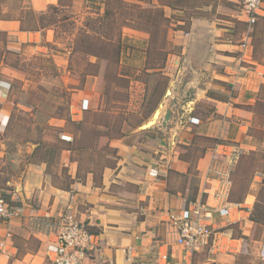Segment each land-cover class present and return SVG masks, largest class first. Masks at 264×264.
Segmentation results:
<instances>
[{"label": "crops", "instance_id": "1", "mask_svg": "<svg viewBox=\"0 0 264 264\" xmlns=\"http://www.w3.org/2000/svg\"><path fill=\"white\" fill-rule=\"evenodd\" d=\"M151 1L159 4L160 0ZM228 1L231 6H225L224 11L229 15L234 12L232 4L235 8L238 5L235 0ZM30 3L33 11L43 14L49 7L59 5V0H30ZM159 6L167 18L176 13H187V7L181 8L175 2L173 6ZM201 10L189 13L187 20L184 17L178 19V23L185 24L190 29L188 59L191 71H179L175 76L177 79L170 83L174 85L175 91L167 100L157 104L158 108L163 105L162 113L172 112L167 127L162 125V116L146 129H141L140 126L137 138L130 137L127 141L126 138L112 140L107 137L111 140L109 146L115 150L114 161L105 164L102 169H96L94 164H90L89 169L82 171L81 161L73 157L74 149L66 144L70 142L57 138L59 145L51 149L54 157L48 155L29 162L16 177H5L2 166L9 161L16 165L20 163L12 159L7 150L5 133L9 130L14 104L13 77L12 69L2 66L0 163L3 165L0 166V175L5 184L0 190L19 209L20 214L10 222L0 219V264H50L57 248L54 226L50 221L55 225L60 215L67 211L74 212L85 221L90 230L102 240L101 253L94 252L85 264H209L210 260H216L218 264H235L236 253L244 246L245 241L234 238L228 232H221L219 227L226 223L238 225L241 222V225L245 224L242 231L247 236L254 223L249 219V212L239 210L235 202L229 200L234 179L228 185L221 177L217 179L213 173H209L213 163L222 166L223 162L228 164V160L220 153L219 146L222 144H216L207 138L228 141L233 137L230 132L234 128L237 130V138L233 140L242 150L241 146L245 143L240 140V132L246 130L244 123L248 122L243 120L239 126V121L243 117L252 118L254 112L238 104H248L250 100H255L254 97L264 83V65L253 59L252 44L248 49H242L240 44L229 40V29L215 25L216 21L223 20L224 24H232V21L213 16L212 6L206 5ZM238 10V20L246 23L240 8ZM263 17L264 9L259 19ZM213 28L217 29L214 33L211 30ZM0 32L13 34V45L29 42L36 48H42L44 52L47 49L43 41L57 44L54 29L39 25L34 29L23 30L20 19L0 17ZM235 53L239 56H235ZM225 57L234 58L237 62L240 59L247 60L252 64L249 65L251 70L244 68L243 73L248 72L245 79L241 77L235 81L233 77L215 71L210 66L211 60ZM199 60L203 62L200 64L197 62ZM169 72L164 74L171 76ZM211 78H216L221 83L213 84ZM178 81L184 83L181 95L176 93ZM222 82H227L228 88ZM234 82H238L236 86L241 91L237 97L234 93L230 94ZM78 94L80 102L76 108L72 107V118L76 121L82 120L94 105L93 99L86 92ZM146 94L145 87L139 94L140 106L146 99ZM84 101L88 102V110L80 113ZM203 102L213 106V114L204 115L201 107ZM56 120L54 126L61 128L63 121ZM47 124H51L50 120ZM29 145V154H33L40 142L32 141ZM82 149L93 152L92 149ZM242 154L246 155L244 152ZM241 155L235 162V173ZM251 198L248 211L252 210L256 201L254 196ZM196 201H202L212 209L214 235L207 246L190 251L177 243L173 218ZM7 231L12 233L11 238L6 237ZM31 240L36 241L35 248L29 243ZM224 240L227 243L223 244ZM21 241H25L24 248H21ZM234 242L240 245L238 250L232 248L237 245ZM263 244L261 242L260 250ZM129 247L132 248L130 255L125 253ZM127 255L130 259H127Z\"/></svg>", "mask_w": 264, "mask_h": 264}, {"label": "rangeland", "instance_id": "2", "mask_svg": "<svg viewBox=\"0 0 264 264\" xmlns=\"http://www.w3.org/2000/svg\"><path fill=\"white\" fill-rule=\"evenodd\" d=\"M123 1L128 4H126L123 13L120 14L118 11V14L114 15L117 21L113 24V29H110L109 38L116 37L120 30L117 27L123 20L131 21L133 25L121 28L122 38L127 49L118 64L111 59H103V55L88 56L80 50L85 42L100 44L103 32H101V23L97 21V18L98 12L103 11L104 4L101 2L104 0H59V5L49 7L43 14L33 11L30 0H0V17L20 19L29 29L45 25L44 28L54 29L57 37L55 45L43 41L47 49L44 52L42 48H36L29 42L13 45L15 36L0 32V70L2 66L12 69L11 76L13 77L12 100L14 104L9 130L5 133V137H7L8 155L11 154V158L20 163L16 165L9 161L4 166L0 163L5 177H16L29 162L40 160L48 155L54 157L51 149L59 145L57 138L63 141L61 138L63 133L73 135L74 140L70 142L71 144L65 143L69 148L74 149L73 157L75 160L81 161L82 171L89 169L90 164H94L96 169H102L105 164L114 161L115 150L109 146L111 140L98 136L93 130L96 128L112 129L114 131L110 138L112 140H114L113 138H126L128 141L130 137L131 139L137 138L139 136L137 132L141 130L140 126L152 118L158 102L167 100L170 94L175 91L174 85L170 83L173 79H177L175 78L176 74L181 70L191 71V62L188 59L191 34H189V26L178 23V19L181 17L187 20L189 13L201 12V9H205L206 5H209L213 8V16L232 21V24H224L223 20L215 22L217 27L229 29L230 41L239 45L248 36V25L238 20L239 7L235 8L232 4L234 12L229 15L225 12L226 10L224 11L225 6H231L228 0H179L172 1V4L175 2L182 6L181 8L187 7V13L173 14L168 20H161L158 15L164 29L161 27L160 33L152 37L154 41L151 44L147 26L141 24L144 22L138 20L139 16L144 8H162L159 4L162 5L168 0H160L159 4H155L151 0ZM118 5L112 3L110 6L118 7ZM253 29L254 33L251 34L253 59L264 65V17L259 19ZM211 30L214 33L217 29ZM199 32L201 34L202 29ZM147 47L152 48L151 55L148 54ZM234 55L239 56L237 53ZM165 56L167 57L164 60ZM154 59H159L157 67L160 68L147 69L153 65ZM197 62L201 64L203 61ZM236 62L234 58L225 57L216 61L211 60L210 66L214 67L215 71L233 77L235 81L240 80L241 77L245 79L244 76L248 72L245 74L243 72L245 69L251 68L249 65L252 64L242 59ZM233 67L234 71H232ZM120 71L129 75L130 87L120 86L113 79L112 74ZM168 71L171 76L164 74ZM211 80L216 85L221 83L216 78H211ZM183 81L181 83L178 81L177 95H181ZM222 84L228 88L227 82H222ZM237 84L238 82L232 83L233 89H228L230 94L234 93L236 97L241 94ZM145 87L147 88V97L140 106L139 94ZM79 92H86L94 103L80 120L85 122L82 127H78V121L72 118V107L76 108L75 106L81 99ZM257 94H260V90ZM256 98L254 97L255 100L253 102L250 100L248 104H238L254 112L252 118H240L239 126L243 120L248 122L244 123L246 130L240 132V140L245 143L241 147L246 153V157L250 155L251 151H257L259 154L256 155L257 160L254 162L253 168L250 167L248 172L243 174L240 169L231 175V179H234V187L228 196L230 200H237L239 197L242 201L245 199L243 203L233 202L239 210L249 212V216L248 206L252 203V196L255 201L262 180V176H260L262 165L264 166V159H262L264 153V109L256 107L255 110ZM201 107H203L204 115L213 114L211 104L203 102ZM56 119L63 121L64 125L61 128L54 126L53 123L57 121ZM49 120L51 124H47ZM105 123H107L108 129L104 125ZM230 135L233 137L228 141L234 143L233 139L237 138V130L233 128ZM32 141L40 142V146L33 154H29V144ZM96 143L99 146L93 148V152L81 148L83 145H95ZM235 165H232L231 168L233 169ZM222 166L230 168V165L225 162ZM2 177L0 175V187H4L5 184ZM251 225V233L247 236L243 234L242 226L245 224L241 225V222L238 225L226 223L219 227L221 232H228L234 238L245 241L242 248L237 242H234L237 244L236 246H231L237 250L240 248L236 253L235 264H264V257L260 255L261 242H264V225L255 223ZM29 243L33 248L36 247L35 240H31ZM224 243H227V240H224ZM228 243L231 245L230 241ZM24 247L25 241H21V248ZM217 262L210 260L209 264H218Z\"/></svg>", "mask_w": 264, "mask_h": 264}, {"label": "built area", "instance_id": "3", "mask_svg": "<svg viewBox=\"0 0 264 264\" xmlns=\"http://www.w3.org/2000/svg\"><path fill=\"white\" fill-rule=\"evenodd\" d=\"M235 2L245 16V21L249 27L247 30L248 36L240 43L241 48L246 50L251 44L253 27L264 9V0H235ZM244 56L243 53L242 58ZM236 73L239 74V72ZM86 110H88V102L84 101L79 112L82 113ZM61 138L67 142L74 140L73 135L66 133H63ZM219 147H221L222 157L228 160L230 168L220 166L215 162L211 165L209 173H213L217 179L221 177L224 182L231 185L233 170L231 166L235 164L243 151L236 144H222ZM19 214V209L14 207L0 190V219L4 222H10ZM173 221L177 243L187 247L190 251L207 246L214 235L213 211L202 201L192 203L189 208L182 210L179 215L175 216ZM50 222L54 226L57 242V248L50 259V264H85L94 252L101 253L102 240L99 235L91 231L88 224L78 218L74 212H64L56 220L55 225L52 224V221ZM6 237L11 238L12 233L7 231ZM131 251L132 248L129 247L125 250V253L130 255ZM260 255L264 257V244L261 247ZM127 259H130L128 255Z\"/></svg>", "mask_w": 264, "mask_h": 264}, {"label": "trees", "instance_id": "4", "mask_svg": "<svg viewBox=\"0 0 264 264\" xmlns=\"http://www.w3.org/2000/svg\"><path fill=\"white\" fill-rule=\"evenodd\" d=\"M112 1H114V2H112ZM172 1L173 0H168L167 2H165L163 4L173 6ZM124 2L125 1H123V0H109V1L104 0V2H101L104 4V8H103L102 12H98L99 16L97 18V21L101 23L100 28H102L101 32H103L102 39L100 41V44H95L93 42L92 43L85 42L83 44V48L80 49L82 52H84L88 56L99 57V56L103 55V59H107V60L111 59L113 62H118V64L121 62L123 55L125 54L126 49H127V46L124 44V41L122 38V29L121 28L124 26H128V25L130 26L133 24L131 23V21L123 20L121 25H119V27H117L120 30H118V33L116 34L115 38L114 37L109 38V35H110L109 32H110V29L111 30L113 29V24L117 21V19L114 18V15H117L118 11L121 14L125 10L124 8L126 7V4H128V3H126V2L124 3ZM112 3H113V5H115V4L116 5L119 4V5H118V7H115V6L112 7V6H110ZM124 4H125V6H124ZM114 9H115V11H114ZM158 15L160 16L161 20H168V18L165 16L164 10L162 8H156V9L144 8L141 16H139V19H138L141 22H144L141 24L147 26L146 28L148 30V33L151 36V40H149L151 44H153V41H154V38H152V37H154L160 33V30H161V27L163 24L162 22L159 21V18L157 17ZM42 27L44 28L45 25ZM162 28L164 29V27H162ZM22 29L23 30H30L29 28L24 26L23 22H22ZM147 50H148V54L151 55L152 54V48L147 47ZM166 57L167 56H165L163 59L165 60ZM152 62H153L152 63L153 65L151 67H148L147 69L160 68V67H157V65H159V59H154ZM112 76H113V79L115 81H117L118 82L117 84H119L120 86L123 85L125 88L130 87L129 83L131 80L129 78V75L127 73H125L124 71L115 72L112 74ZM128 97L130 98L129 94H128ZM256 97L257 98H256V102H255V110H256V107H259V109H264V84L261 85L260 94H257ZM263 117H264V114H263ZM84 123H85L84 121H80V122L78 121L77 126L82 127ZM106 124L107 123H105L104 125L108 129V126ZM93 131L98 136L108 137V138H111L112 134H114V131H112V129H110V128L108 130H102V129L96 128ZM207 139H209L210 141L216 142V144H227V145L228 144H236L235 142L230 143V141L222 140L219 138L208 137ZM98 146H99L98 143H96L95 145H83L82 148L93 149V148H96ZM258 154L254 151L251 152L250 155L247 157L245 154H242L240 157V160H238L239 162L237 163V166L235 168V169H237V172L241 169L242 173L244 174V173L248 172V169H250V167L253 168L254 162L257 160L256 155H258ZM262 159H264V153L262 154ZM233 172H234V170H232L231 175L233 174ZM235 172H236V170H235ZM261 176H262V180L260 182L259 190L256 194V201L254 203L252 210L250 211L249 219L252 222H254L255 224L264 225V166L263 165H262ZM231 194H232V192H231ZM5 197L7 199H9V197L7 195H5ZM231 201H235L237 203H240L242 200H241V197H239V198H237V200H231Z\"/></svg>", "mask_w": 264, "mask_h": 264}, {"label": "water", "instance_id": "5", "mask_svg": "<svg viewBox=\"0 0 264 264\" xmlns=\"http://www.w3.org/2000/svg\"><path fill=\"white\" fill-rule=\"evenodd\" d=\"M161 107H162V109H161ZM162 112H163V105H160V108L156 109V111L154 112L152 118L150 120H148L145 124H143L141 126V129H146V128L154 125L159 120V118L162 117V116H163L162 125L164 127H167V124H168V121H169V119L171 117V113L172 112L171 111H165L164 113H162ZM156 115H157V119L154 121V123L152 125L148 126L150 124V122H152V119H154V117Z\"/></svg>", "mask_w": 264, "mask_h": 264}, {"label": "bare ground", "instance_id": "6", "mask_svg": "<svg viewBox=\"0 0 264 264\" xmlns=\"http://www.w3.org/2000/svg\"><path fill=\"white\" fill-rule=\"evenodd\" d=\"M156 119H157V115L154 117V119H152V122H150V124L148 126L152 125Z\"/></svg>", "mask_w": 264, "mask_h": 264}]
</instances>
